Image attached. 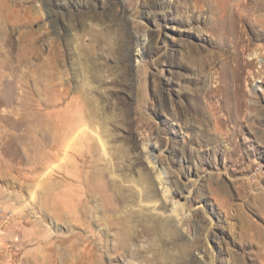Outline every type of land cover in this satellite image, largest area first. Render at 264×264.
<instances>
[{
	"label": "rangeland",
	"instance_id": "374dc122",
	"mask_svg": "<svg viewBox=\"0 0 264 264\" xmlns=\"http://www.w3.org/2000/svg\"><path fill=\"white\" fill-rule=\"evenodd\" d=\"M263 61L264 0H0V264H264Z\"/></svg>",
	"mask_w": 264,
	"mask_h": 264
},
{
	"label": "bare ground",
	"instance_id": "6f19581e",
	"mask_svg": "<svg viewBox=\"0 0 264 264\" xmlns=\"http://www.w3.org/2000/svg\"><path fill=\"white\" fill-rule=\"evenodd\" d=\"M227 8V7H226ZM227 13H226V16H225V20L227 21ZM223 17V16H222ZM247 19L248 17L247 16H243V15H240L239 17V20L241 22H243V24H247ZM238 23V22H237ZM236 23H233V22H229L227 21V23L224 25V24H219V28H216L213 30L214 33H221V35H225L226 39L233 44L234 48L237 49L239 52H240V45L242 43V40L239 39L236 30H235V25ZM224 42V41H222ZM220 42V43H222ZM226 42V41H225ZM217 44V43H216ZM227 44V43H226ZM219 45V44H218ZM225 45V44H224ZM224 45L222 44V46L224 47ZM231 45V44H230ZM232 46V45H231ZM231 46H229V50L231 48ZM243 46H244V43H243ZM218 47V46H217ZM245 47V46H244ZM220 48V47H219ZM226 48V47H225ZM217 49V48H216ZM222 49V48H221ZM220 50V49H219ZM237 50H234V51H229L231 52L230 55L228 56L229 57V60L231 61V64L232 65V68L234 69V73H235V81L237 82L236 84L240 85L241 83V80H243V77L244 76V71H245V67L248 66V62H244L240 59V56L238 55V51ZM225 52V51H223ZM228 53V52H227ZM222 55V54H221ZM226 55V54H225ZM228 55V54H227ZM220 56V55H219ZM225 62V61H224ZM234 62V63H233ZM211 65V64H210ZM224 66V64H223ZM262 67H264V61L262 62ZM224 68V67H223ZM228 68V67H226ZM229 70V69H228ZM230 72H232L230 70ZM229 73V72H228ZM225 74V72H224ZM230 74V73H229ZM233 77V76H232ZM231 77V78H232ZM204 77H202V80H203ZM234 78V77H233ZM234 80V79H233ZM244 81V80H243ZM237 86V85H236ZM240 87V86H239ZM238 88V87H237ZM239 89V88H238ZM240 91V90H239ZM242 91V90H241ZM237 93V92H236ZM182 94H185V93H182ZM199 95V94H198ZM197 95V96H198ZM238 96V95H237ZM196 97V96H195ZM236 98V97H235ZM237 100H239V102L242 103V96L239 95L237 98ZM200 105V104H199ZM201 111V110H200ZM201 115V114H200ZM151 164H153V162H151ZM154 167L157 169L158 171V182L159 184L161 185V189H162V192H163V197L165 200H168L170 199V196H171V190L168 186V183L167 181L165 180L164 176H163V172L160 170V167L154 165ZM174 211H173V214L169 217L170 219H175V218H179V219H182V217L180 216V211H178V205L175 204L174 206ZM183 216V215H182ZM182 223V222H181Z\"/></svg>",
	"mask_w": 264,
	"mask_h": 264
},
{
	"label": "built area",
	"instance_id": "2783aa9c",
	"mask_svg": "<svg viewBox=\"0 0 264 264\" xmlns=\"http://www.w3.org/2000/svg\"><path fill=\"white\" fill-rule=\"evenodd\" d=\"M12 214L10 210H5L0 207V229L12 218Z\"/></svg>",
	"mask_w": 264,
	"mask_h": 264
}]
</instances>
